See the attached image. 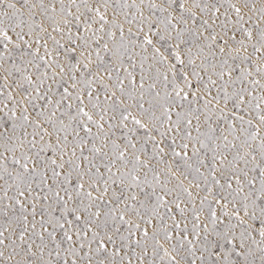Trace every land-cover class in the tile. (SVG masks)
<instances>
[{
    "label": "snow or ice",
    "instance_id": "1",
    "mask_svg": "<svg viewBox=\"0 0 264 264\" xmlns=\"http://www.w3.org/2000/svg\"><path fill=\"white\" fill-rule=\"evenodd\" d=\"M0 264H264V0H0Z\"/></svg>",
    "mask_w": 264,
    "mask_h": 264
}]
</instances>
